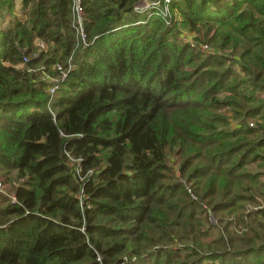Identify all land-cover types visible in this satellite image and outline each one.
I'll return each mask as SVG.
<instances>
[{"label":"trees","instance_id":"obj_1","mask_svg":"<svg viewBox=\"0 0 264 264\" xmlns=\"http://www.w3.org/2000/svg\"><path fill=\"white\" fill-rule=\"evenodd\" d=\"M71 1L0 0V264H264V0Z\"/></svg>","mask_w":264,"mask_h":264},{"label":"built area","instance_id":"obj_2","mask_svg":"<svg viewBox=\"0 0 264 264\" xmlns=\"http://www.w3.org/2000/svg\"><path fill=\"white\" fill-rule=\"evenodd\" d=\"M80 3L81 0H72L71 8L74 14V29L78 35V39L81 42H85V33L82 26V8ZM131 9L134 11H143L146 9H152V12L161 15L164 21L169 20L171 13L169 9V0H134L131 3ZM36 47L38 49L43 48L44 43L40 40H37ZM200 47L205 48L207 47V45L201 44ZM54 67L60 69V65L58 63H55ZM60 75H63L62 69H60ZM49 91H52V89L49 88ZM248 124L251 125L250 122Z\"/></svg>","mask_w":264,"mask_h":264},{"label":"rangeland","instance_id":"obj_3","mask_svg":"<svg viewBox=\"0 0 264 264\" xmlns=\"http://www.w3.org/2000/svg\"><path fill=\"white\" fill-rule=\"evenodd\" d=\"M134 1V0H133ZM80 5H81V3H80ZM81 8H82V5H81ZM15 12H13L12 11V13L13 14H19V7H17V10H14ZM170 18V17H169ZM171 23H172V21H174V20H176L177 19V13H176V11H174L173 10V12H171ZM173 24V23H172ZM181 31H185V30H182V29H180L179 30V33L181 32ZM183 33H185V32H181V34L183 35ZM190 36L191 35H189V34H186V39H188L189 40V42L190 43H192V41L193 40H191V38H190ZM181 37V36H180ZM181 39H182V37H181ZM183 40V39H182ZM36 42H37V38L35 39H33V43H34V45L36 46ZM48 48V44L46 43V44H44V47L42 48V49H47ZM41 50V49H40ZM35 51L37 52V51H39V49H37V47L35 48ZM248 123L250 122L251 123V125H253V123H254V121L252 120V119H250V121H247ZM190 187V189H192V187L191 186H189ZM188 187V188H189ZM201 190H203V188H201ZM200 190V191H201ZM207 192V191H206ZM205 192V193H206ZM190 195H192V193L190 194ZM203 201V202H202ZM200 203H201V206H202V208L204 209V210H206V212H210L211 211V209H210V206H208L207 205V203L206 202H204V200H202ZM250 206V204H248V207ZM226 214H229V213H226ZM225 214V215H226ZM213 217L214 218H216V216L215 215H213ZM227 217H230L231 218V216L230 215H227ZM214 221V220H213Z\"/></svg>","mask_w":264,"mask_h":264},{"label":"crops","instance_id":"obj_4","mask_svg":"<svg viewBox=\"0 0 264 264\" xmlns=\"http://www.w3.org/2000/svg\"><path fill=\"white\" fill-rule=\"evenodd\" d=\"M13 3H14V6H13L14 10H17V7H19V10H20L21 0H13Z\"/></svg>","mask_w":264,"mask_h":264},{"label":"clouds","instance_id":"obj_5","mask_svg":"<svg viewBox=\"0 0 264 264\" xmlns=\"http://www.w3.org/2000/svg\"><path fill=\"white\" fill-rule=\"evenodd\" d=\"M165 23H167V22H165Z\"/></svg>","mask_w":264,"mask_h":264}]
</instances>
